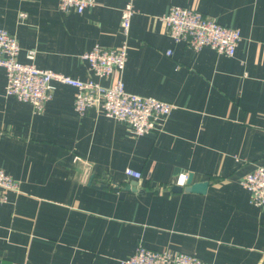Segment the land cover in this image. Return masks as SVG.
Instances as JSON below:
<instances>
[{
    "label": "crops",
    "instance_id": "obj_1",
    "mask_svg": "<svg viewBox=\"0 0 264 264\" xmlns=\"http://www.w3.org/2000/svg\"><path fill=\"white\" fill-rule=\"evenodd\" d=\"M58 2L0 0V28L16 36L18 60L109 85L81 55L122 42L126 0H95L81 14ZM175 5L238 29L234 55L175 42L160 18ZM134 8L121 76L127 92L173 105L160 130L135 137L94 108L80 115L75 88L57 81L36 112L5 96L0 67V168L19 181L0 202V264H123L138 244L207 264H262L264 205L250 203L240 180L264 163V0ZM179 172L208 181L206 191H172ZM134 180L136 192L114 187Z\"/></svg>",
    "mask_w": 264,
    "mask_h": 264
},
{
    "label": "built area",
    "instance_id": "obj_2",
    "mask_svg": "<svg viewBox=\"0 0 264 264\" xmlns=\"http://www.w3.org/2000/svg\"><path fill=\"white\" fill-rule=\"evenodd\" d=\"M135 0H126L121 10L120 27L122 42L115 47L95 44L81 57L88 63L94 76L110 78L111 83L104 86L93 77L84 80L74 78L51 69H40L33 62L22 63L18 60L20 46L14 34L0 28V67L4 68L6 81L5 96L29 103L36 112H41L50 98V84L57 81L75 88L74 110L82 115L89 108L124 122L129 132L141 136L160 130L169 116L173 105L151 96L129 93L124 88L122 71L127 61V36L131 18L135 13ZM95 0H59L62 12L74 11L78 14L94 4ZM166 33L175 42H184L188 48L199 51L209 47L219 54L231 57L240 41V31L219 24L201 12L183 6H171L161 17ZM167 50V55L171 54ZM33 59V55H30ZM80 160V158H77ZM124 172L132 178H141V172L125 168ZM186 173H177L176 185L184 186ZM240 184L250 193V203L264 205V163L245 174ZM19 191V181L0 168V202H6L9 192ZM123 264H207L198 257L183 252L151 250L138 244L134 253Z\"/></svg>",
    "mask_w": 264,
    "mask_h": 264
},
{
    "label": "water",
    "instance_id": "obj_3",
    "mask_svg": "<svg viewBox=\"0 0 264 264\" xmlns=\"http://www.w3.org/2000/svg\"><path fill=\"white\" fill-rule=\"evenodd\" d=\"M92 178H93V174H91V176L89 178V183H91ZM208 184H209L208 181L192 182V175L189 174L187 177L185 186L174 185L171 190L174 192H180V191L184 190V191H189V192L204 193L208 187ZM100 186H103V185H100ZM137 186H138V182L135 180L129 182L124 187L120 186L119 184H114L115 188L120 189V191H121L120 195H123L124 193L138 191ZM262 264H264V260H263Z\"/></svg>",
    "mask_w": 264,
    "mask_h": 264
}]
</instances>
